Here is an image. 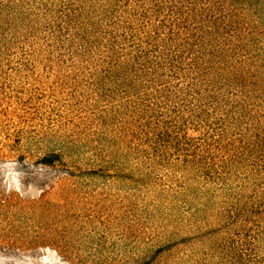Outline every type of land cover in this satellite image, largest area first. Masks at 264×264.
<instances>
[{
	"label": "rangeland",
	"instance_id": "rangeland-1",
	"mask_svg": "<svg viewBox=\"0 0 264 264\" xmlns=\"http://www.w3.org/2000/svg\"><path fill=\"white\" fill-rule=\"evenodd\" d=\"M176 17L201 52L182 72L195 92L149 114L104 74V47ZM231 23L239 37L210 30ZM159 114L182 129L152 140ZM263 135L264 0H0V163H19L27 193L0 178L4 264L44 249L68 264H229L240 246L264 264Z\"/></svg>",
	"mask_w": 264,
	"mask_h": 264
},
{
	"label": "trees",
	"instance_id": "trees-1",
	"mask_svg": "<svg viewBox=\"0 0 264 264\" xmlns=\"http://www.w3.org/2000/svg\"><path fill=\"white\" fill-rule=\"evenodd\" d=\"M222 8L223 6L221 7V12H223ZM188 13H191V10ZM231 16H233L232 13L228 11L225 14H220V20L224 22L227 17ZM172 19L169 22V27L164 25L166 21L161 22L160 26L158 24L144 25L136 30V33H139V37L136 33L131 35L127 34L126 31L120 37L109 38L108 43L104 47L105 56L101 60L102 63L107 65V70L104 71V74L129 83L132 90H135L136 97L148 104L145 105V108H147L146 110L149 114H154L161 102L165 98L174 97L175 93L195 92V89L190 86V81L193 79L188 77V80L183 83L182 79L186 78L185 75L182 76V72L184 65H188V68L196 69L195 72H198L201 52L199 53L198 50L191 52L197 42L192 44L188 40H183L182 32L188 31V29L184 27L186 24L182 22L185 20L189 21V17ZM233 25V23L231 25L215 24L216 27H211L210 30L219 33L222 30L227 31L231 27L230 37H239V35H234L237 28ZM202 29L203 27L197 26V31ZM183 46L190 47L189 57L183 55L181 51ZM220 52L219 50L216 52L217 57H219ZM186 58L188 59L187 62L192 61V63L185 64ZM197 74L195 73V76ZM174 116L170 120H173ZM150 117L148 124L151 131L150 136L153 137L152 140H161L164 134L170 132L171 129H180L179 124L181 121H175L174 119V121L167 123L168 121L160 114L158 116L151 115ZM154 117H157L156 121L153 120ZM166 124H168L164 127L166 131L158 133V130H163V126ZM174 135L177 136V140H189L186 134L181 135L175 131ZM256 146L258 150L264 152V135L258 140ZM57 158V155L52 154L42 159V164L45 166L53 165ZM240 247L232 251L229 256V264H254L250 259L251 257Z\"/></svg>",
	"mask_w": 264,
	"mask_h": 264
},
{
	"label": "clouds",
	"instance_id": "clouds-1",
	"mask_svg": "<svg viewBox=\"0 0 264 264\" xmlns=\"http://www.w3.org/2000/svg\"><path fill=\"white\" fill-rule=\"evenodd\" d=\"M20 165L17 161H7L4 163H0V178H2L3 186L7 191H16L22 196L27 194L24 191V186L22 184V179L26 175L25 173L19 171ZM32 189L31 185H28V190ZM47 255H40L38 257H32L31 255L27 256V264H68L67 261L61 257L58 252L54 249H44L38 250ZM13 260L12 257L3 256L0 254V264H4V262ZM15 264V262H14ZM23 264V262H20Z\"/></svg>",
	"mask_w": 264,
	"mask_h": 264
}]
</instances>
